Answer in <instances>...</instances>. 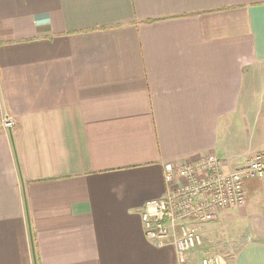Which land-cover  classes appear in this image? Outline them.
Wrapping results in <instances>:
<instances>
[{
	"label": "crops",
	"instance_id": "0c3cea01",
	"mask_svg": "<svg viewBox=\"0 0 264 264\" xmlns=\"http://www.w3.org/2000/svg\"><path fill=\"white\" fill-rule=\"evenodd\" d=\"M6 115L0 264H200L141 211L166 163L264 150V0H0ZM245 190L206 223L226 264H264V179Z\"/></svg>",
	"mask_w": 264,
	"mask_h": 264
},
{
	"label": "built area",
	"instance_id": "2783aa9c",
	"mask_svg": "<svg viewBox=\"0 0 264 264\" xmlns=\"http://www.w3.org/2000/svg\"><path fill=\"white\" fill-rule=\"evenodd\" d=\"M13 125L9 115L0 120V129ZM163 178L164 194L142 207L146 238L157 246L171 244L180 262L187 259L190 250L197 249L200 264H226L205 247L197 225L214 220L221 210L245 203V181L264 179V150L231 170L225 169L224 161L213 152L169 162L163 166Z\"/></svg>",
	"mask_w": 264,
	"mask_h": 264
},
{
	"label": "rangeland",
	"instance_id": "374dc122",
	"mask_svg": "<svg viewBox=\"0 0 264 264\" xmlns=\"http://www.w3.org/2000/svg\"><path fill=\"white\" fill-rule=\"evenodd\" d=\"M210 222H206V223H210ZM206 223L198 224L197 229L202 234V236H204V241L207 242L210 250L212 252L218 254L222 258V260H224V257L228 256V254H230V252H231V249H230V238H231L230 232L228 230H227V232H224V231H222V230H224L222 228H221L222 230H218L216 228L207 229L206 226L208 224H206ZM214 226H215L214 222L212 224H210V227H214ZM227 247H228V250H227ZM226 251H228V254L226 253Z\"/></svg>",
	"mask_w": 264,
	"mask_h": 264
}]
</instances>
